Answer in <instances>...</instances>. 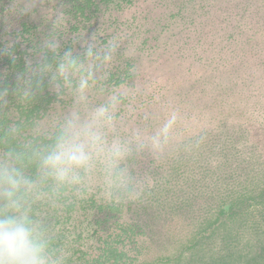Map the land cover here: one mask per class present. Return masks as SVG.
Instances as JSON below:
<instances>
[{
    "label": "rangeland",
    "instance_id": "374dc122",
    "mask_svg": "<svg viewBox=\"0 0 264 264\" xmlns=\"http://www.w3.org/2000/svg\"><path fill=\"white\" fill-rule=\"evenodd\" d=\"M130 2L112 11L121 29H99L124 38L113 73H130L134 86L121 105L122 125L151 133L175 116L166 152L154 158L145 151L134 168L131 161L141 179L153 172L145 191L154 196L155 175L173 179L165 196L176 200L163 202L172 223L162 229L153 259L264 264L261 219L237 217L238 232L221 231L205 239L208 247L196 245L230 202H246L240 210L246 215L264 205V196L251 197L264 189V0ZM145 158L152 163L143 164Z\"/></svg>",
    "mask_w": 264,
    "mask_h": 264
},
{
    "label": "clouds",
    "instance_id": "9594fccd",
    "mask_svg": "<svg viewBox=\"0 0 264 264\" xmlns=\"http://www.w3.org/2000/svg\"><path fill=\"white\" fill-rule=\"evenodd\" d=\"M24 17L38 21L35 33L10 34ZM0 20V57L12 61L0 68V264H66L48 214L93 194L140 199L147 182L131 161L166 152L175 116L151 133L124 130L120 109L133 89L112 80L124 38L74 25L62 0H0ZM46 92L53 102L34 110Z\"/></svg>",
    "mask_w": 264,
    "mask_h": 264
},
{
    "label": "trees",
    "instance_id": "16d2710c",
    "mask_svg": "<svg viewBox=\"0 0 264 264\" xmlns=\"http://www.w3.org/2000/svg\"><path fill=\"white\" fill-rule=\"evenodd\" d=\"M62 2L70 13L74 25L89 31L96 29L98 33L99 29L105 32L110 24H113L112 29L115 31L121 29L123 23L119 22L118 18L112 17V11L122 12L126 5H132L130 0H62ZM7 3L8 0H3L4 5ZM16 23L17 28L10 33L12 35H15L17 30L35 33L36 28L39 26L38 21H33L28 17H24ZM4 34V22L0 20V36ZM104 35L107 37L105 33ZM24 54V49L18 44L16 46L17 68L23 67ZM11 67L10 57H0V68L11 69ZM131 77L130 73L125 76L119 72H114L112 80L117 84L123 82L132 88L134 82L130 80ZM8 83H14L11 73ZM53 100L54 97L46 92L38 99L34 105V110H46ZM144 155L141 154L143 158ZM138 156L135 159H138ZM151 161L145 158L142 163L151 164ZM137 164V160L133 161L132 167L134 168ZM184 167L183 164H176V168H180V171ZM147 174L149 178H145L146 182L147 179L149 181L153 177L152 171L147 172ZM138 177L141 178V174ZM155 177L156 180L153 181V186L156 185L158 189L155 195L157 198L151 191H145L144 195L138 200L113 204L106 203L93 194L82 200H74L61 206L55 212L49 213L47 223L53 231L57 245L68 253L66 264L164 263L160 258L153 259L152 253L159 247L162 229L172 223L167 216L172 208H164L163 202L165 201V205L168 201L166 206L168 207L176 199L166 200L165 196L167 190L169 191L172 186L173 179L162 177V175H155ZM146 190H150L148 182ZM251 193L254 194L253 191ZM171 195L173 197V193ZM254 196H251L254 200L263 197L264 189L257 196ZM160 197H162V202H159ZM245 204L246 202L239 200L230 202L226 212L221 208L217 221L209 225V228L204 232V236L203 232H200L202 237L198 240L200 243L196 242V245L201 244L208 247L205 239L216 237V235H220L221 231L236 228L234 219L237 217H248V220L253 224L256 219L264 221V205L259 210L251 211L249 215H246L243 214V210L240 211ZM183 209H185L183 210L185 213H187V210L189 211L187 207H183ZM160 216H162L161 219L158 218ZM234 230L238 232V229ZM216 239L218 242L221 241L220 238Z\"/></svg>",
    "mask_w": 264,
    "mask_h": 264
}]
</instances>
